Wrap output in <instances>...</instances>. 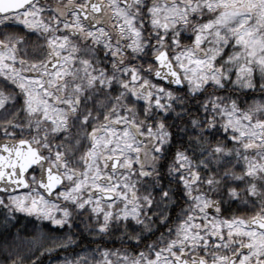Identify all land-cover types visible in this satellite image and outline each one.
I'll return each instance as SVG.
<instances>
[{
  "label": "snow or ice",
  "instance_id": "1",
  "mask_svg": "<svg viewBox=\"0 0 264 264\" xmlns=\"http://www.w3.org/2000/svg\"><path fill=\"white\" fill-rule=\"evenodd\" d=\"M0 264H264V0H0Z\"/></svg>",
  "mask_w": 264,
  "mask_h": 264
}]
</instances>
